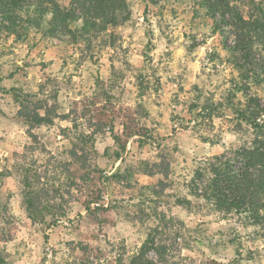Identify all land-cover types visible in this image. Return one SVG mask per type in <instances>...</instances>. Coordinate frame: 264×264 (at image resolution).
I'll use <instances>...</instances> for the list:
<instances>
[{
    "label": "rangeland",
    "instance_id": "374dc122",
    "mask_svg": "<svg viewBox=\"0 0 264 264\" xmlns=\"http://www.w3.org/2000/svg\"><path fill=\"white\" fill-rule=\"evenodd\" d=\"M126 1L128 21L79 45L0 34V264H116L158 222L196 260L264 264L258 226L191 193L213 156L264 139L237 119L251 96L264 106V85L242 79L223 45L231 27L216 32L198 0ZM13 88L49 96L54 123L29 129ZM161 159L168 178L143 172ZM27 186L45 222L30 217Z\"/></svg>",
    "mask_w": 264,
    "mask_h": 264
},
{
    "label": "trees",
    "instance_id": "16d2710c",
    "mask_svg": "<svg viewBox=\"0 0 264 264\" xmlns=\"http://www.w3.org/2000/svg\"><path fill=\"white\" fill-rule=\"evenodd\" d=\"M198 3L213 19L216 32L221 30L225 34V26L231 27L228 33L235 35L236 39L231 43L224 36L223 45L242 72V79L264 85V0H198ZM129 18L126 0H70L68 4L61 0H0V34L6 36L22 38L36 28L79 45L116 28ZM11 91H14L18 104L17 116L29 129L51 125L58 117V105L51 103L49 96L19 92L14 88ZM237 119L256 131H263L264 106L258 98L251 96L248 105L240 109ZM115 139L121 140L119 136ZM76 145L71 149V155L82 161ZM142 164L146 174L161 173L165 179L169 176L170 163L165 159ZM196 174L197 178L192 180L194 197L220 211L242 215L264 234L263 138L257 136L231 155L213 156ZM165 179L159 181L158 193L166 189ZM27 187L24 198L30 217L45 222L43 211L47 205L43 196L39 190ZM180 201L191 202L189 199ZM158 223L149 230L136 252L127 254L124 250L117 257L116 264H222L215 259L199 261L184 254V249L190 248L179 241L181 235L167 233Z\"/></svg>",
    "mask_w": 264,
    "mask_h": 264
}]
</instances>
